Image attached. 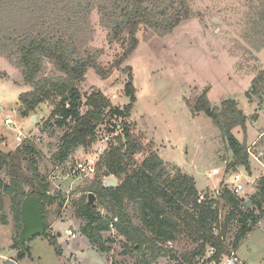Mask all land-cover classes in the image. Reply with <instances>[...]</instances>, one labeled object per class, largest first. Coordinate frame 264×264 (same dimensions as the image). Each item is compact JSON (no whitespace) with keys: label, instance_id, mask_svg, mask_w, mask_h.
Here are the masks:
<instances>
[{"label":"trees","instance_id":"16d2710c","mask_svg":"<svg viewBox=\"0 0 264 264\" xmlns=\"http://www.w3.org/2000/svg\"><path fill=\"white\" fill-rule=\"evenodd\" d=\"M246 1L240 37L248 47L260 52L264 49V0ZM94 9L99 11L100 24L108 31L110 43L121 46L120 53L107 65L100 60L102 50L84 51L83 47L92 40L90 16ZM193 15L189 0H0V57L19 71L23 84L30 88L20 96L21 115L26 118L41 105L54 103L50 120H55L58 128L67 129L53 156L55 163L64 164L79 148H91L107 116L130 118L137 103L134 74L131 66L121 67L138 49L139 32L144 28L165 37ZM91 69L103 80L117 70L127 75L125 94L130 103L123 110L114 107L99 89L86 94L81 90ZM263 84L264 71L253 80L248 98L261 95ZM193 110L211 118L228 142L234 161L227 166V172L238 167L250 171L247 143L239 142L233 134L240 127L246 131L240 103L230 99L213 107L208 93H204ZM117 129L118 125H113L108 132L116 134ZM115 138L117 145L105 151L97 165L95 181L87 190L96 196V204L90 205L88 196L73 203L76 218L84 223L81 233L102 253L112 251L110 244L114 241L104 235L110 231V221L118 218L116 230L125 239L124 254L134 257L135 264L176 259L165 245L186 232L198 246L184 258L185 262L193 264L214 247L216 254L209 262L220 263L233 227L238 226L232 243L238 249L264 218V177L250 197V209L245 206V198L226 186L219 197L206 195L200 200L194 177L186 172L171 176L165 162L147 150L131 125L126 124ZM143 155L146 156L140 160ZM39 156L38 149L29 142L7 154L0 150V209L9 197L18 238L23 228L22 205L27 197L40 200L46 232L39 236L48 238L47 208L59 202L61 210L66 200L61 192L50 194L48 178L39 171ZM112 176L120 180L119 185L106 187L103 179ZM129 204L135 205L134 216L128 212ZM99 208L109 215L102 214ZM135 219L141 223L136 224ZM0 220L3 225L7 223L6 217ZM215 230H219L218 234ZM27 243L25 251H19L18 260L31 258ZM56 243L54 235L50 244L60 254ZM13 247L19 249L18 240Z\"/></svg>","mask_w":264,"mask_h":264},{"label":"rangeland","instance_id":"374dc122","mask_svg":"<svg viewBox=\"0 0 264 264\" xmlns=\"http://www.w3.org/2000/svg\"><path fill=\"white\" fill-rule=\"evenodd\" d=\"M189 4L194 15L169 35L161 37L144 28L139 32L138 49L121 67L131 66L134 74L137 103L130 118L116 119L111 115L107 116L96 133L93 146L89 149L79 148L64 164L58 165L53 159L59 150L61 138L67 131L66 128L55 126V120H50L55 104H43L24 118L20 112V96L30 88L23 84L19 71L0 57V150L7 154L26 142L34 145L40 153L39 171L48 178L50 194L56 196L61 192L66 199L61 210L58 208L59 202L47 208L49 238L39 236L28 242L27 244L33 245L32 258H27L21 264L107 263L102 252L82 238L85 235L80 233L82 237L70 240L66 233L68 229L81 232L84 223L76 218L73 203L84 196L89 199L90 193L87 190L95 181V176L75 175L73 171L77 163L82 161H93L98 165L105 151L112 145H117L115 137L126 124L131 125L135 133L144 140L147 150L161 157L171 176L185 173V168H193L192 174L200 199L206 195L214 198L215 191L220 192L227 185L231 172H242L245 176V191L241 192V197L250 200L256 193L261 178L257 180L256 176L253 177L257 180L255 188L249 185L246 176L250 175L246 168L238 167L236 171L227 172V166L234 161L228 142L211 118L193 110L204 93H208L213 107H220L226 100H235L244 111L249 131L256 117L252 113L254 109L264 110V84L261 95L248 98L253 80L264 71V49L256 52L240 37L241 20L247 1L189 0ZM90 24L92 40L83 46L84 51L102 50L101 62L104 65L112 63L120 53L121 46L110 43L108 31L100 24L97 9L92 11ZM126 81L127 75L122 70L115 71L108 80H103L91 69L81 90L86 94L93 88L99 89L114 107L123 110L130 103L125 94ZM8 118L14 121L13 125L5 123ZM261 119L260 124L256 125L258 132H249L248 139L251 141L264 128V118ZM113 125H118L116 134L108 132ZM244 132L240 127L233 134L244 143ZM20 133L23 134L21 142L17 140ZM254 152L258 154L257 150ZM145 156H141L140 160ZM249 161L251 163L250 156ZM213 169L221 170L217 174L219 176H209ZM260 172L261 167L256 174ZM116 180L120 183L119 179ZM253 191L255 192L252 193ZM99 211L109 215L105 209L99 208ZM128 212L132 216L136 214L134 204L128 205ZM223 215L225 216L224 211ZM1 217H6L7 223L3 225L0 220V262L4 256H12L8 259L16 258L20 251L13 247L19 238L14 228L9 197L5 198L4 208L0 209ZM135 222L141 223L138 219ZM218 232L217 230L216 234ZM237 232L238 226H235L228 234V247H231ZM77 234L79 236L78 232ZM185 234L165 245L170 255L176 259L161 258L157 264H189L184 258L198 244L188 236V232ZM54 235L60 254L50 244V238ZM104 236L105 239L114 241L110 244L112 251L106 255L111 264H135L134 257L124 254L125 239L117 230ZM237 253L243 264H264V219L243 239ZM75 258L81 262L75 261ZM204 259L206 258H197L193 264H205Z\"/></svg>","mask_w":264,"mask_h":264},{"label":"built area","instance_id":"2783aa9c","mask_svg":"<svg viewBox=\"0 0 264 264\" xmlns=\"http://www.w3.org/2000/svg\"><path fill=\"white\" fill-rule=\"evenodd\" d=\"M5 123L7 125H13L14 121L11 118H8ZM22 136L23 134L20 133L17 136V140L19 142L22 141ZM254 145L252 147L247 148V153L250 157H252L254 160L259 161V158L262 156V154H260L259 156L255 154L254 152ZM73 173L79 174V175H83L85 177L88 176H96L97 173V164L93 161H82L77 163ZM217 174H219L218 170H213L212 173L209 174V176L211 177L212 175L216 176ZM226 174V172H225ZM106 178L105 177L103 179V183H106ZM246 178H249V176H246ZM245 179V176L242 172H231L229 174V179L227 181V185L226 187H228V189L230 191H232L235 194H240L241 192L245 191V186L243 184V181ZM253 184V183H252ZM218 195H220L219 191H215V196L214 198H217ZM204 199V197H202L200 200ZM118 223V218H114L112 221H110V231L109 232H113L116 231V224ZM217 231V230H215ZM219 231V230H218ZM67 235L69 236V238L71 239H75L77 237V233L76 230L74 229H68L67 230ZM224 240V238H223ZM225 245H226V249L223 252L222 258L220 260V263H215V262H209V259H211L215 254H216V249L214 247H210L207 249L205 255L203 257L200 258H206L205 263L206 264H243V262L239 259L238 257V253H237V249L233 248V245H231V247H228V244L226 243L225 240Z\"/></svg>","mask_w":264,"mask_h":264},{"label":"water","instance_id":"95a60500","mask_svg":"<svg viewBox=\"0 0 264 264\" xmlns=\"http://www.w3.org/2000/svg\"><path fill=\"white\" fill-rule=\"evenodd\" d=\"M22 108V107H21ZM185 172L189 176H193V168L188 167L185 168ZM119 183L114 177L106 178V187H117ZM97 201L96 196L93 193L89 194L88 203L90 205H95ZM247 209H250L253 206L251 200H247L245 203ZM22 220H23V228L20 232L19 239H18V248L20 251H25V245L28 240L39 236L44 235L45 230V223L43 220L42 212H41V204L40 200L37 197H27L22 205ZM61 234H59L60 236ZM4 264H18L13 259H6Z\"/></svg>","mask_w":264,"mask_h":264},{"label":"crops","instance_id":"0c3cea01","mask_svg":"<svg viewBox=\"0 0 264 264\" xmlns=\"http://www.w3.org/2000/svg\"><path fill=\"white\" fill-rule=\"evenodd\" d=\"M259 103V102H258ZM253 107H255V106H253ZM254 115H256V117L254 118V120L255 121H253V124H252V127H251V129H250V131H252L254 134L256 133V131L258 132V130H259V128H258V130H257V128H256V125L257 124H260L259 123V121H261L262 119L261 118H264V110H259V109H254V112H252ZM250 115V114H249ZM251 116V115H250ZM258 122V123H257ZM249 129L246 127V131L244 132L245 133V135H243V134H239L240 136H242L243 137V139H245V141H246V143H247V147L249 148V147H252L253 145H254V150H257L258 151V156L260 155V154H262V156L259 158V161H256V160H254L252 157H251V163H250V171H247L248 172V174L250 175L249 176V178H248V180H249V185L252 187H255L256 185H255V183H256V181L258 180V179H260V178H263L264 177V128L259 132V136L256 138V139H254L253 141H251V139H248V135H249ZM233 132H234V130H233ZM235 136V135H234ZM236 137V136H235ZM237 138V137H236ZM237 140H239V139H237ZM244 141V142H245ZM251 141V142H250ZM239 142H241L240 140H239ZM262 142V143H261ZM241 143H243V142H241ZM260 143H261V145H260ZM255 154H256V152H255ZM260 167L262 168V172H260V174H256V172H258L259 171V169H260ZM244 169H245V167H243ZM214 170V169H213ZM212 170V171H213ZM218 171H221L220 169L218 170ZM210 174V173H209ZM216 176H219V175H216ZM254 176H256V178L255 179H257L256 181H255V179H253V177ZM113 177V176H112ZM253 183V184H252ZM256 188V187H255ZM244 192V191H243ZM255 191H253L252 193H254ZM251 193V192H250ZM240 194H243V193H240ZM239 194V195H240ZM247 200V199H246ZM249 200V199H248ZM264 219V218H263ZM263 219L258 223V225L260 224V223H262V221H263ZM79 233V236H78V234H77V237L75 238V239H71L70 238V240H76V239H78V238H80V237H82V233L81 232H79L78 230L76 231V233ZM82 235H81V234ZM42 237V236H41ZM40 237V238H41ZM82 238H85L87 241H88V243H89V239L86 237V236H84V237H82ZM32 242V241H31ZM29 245V247L31 248V258H32V244L30 245V244H28ZM90 246H91V243H90ZM104 256H105V258H106V260H107V263L108 264H111L110 262H109V259H107V256L106 255H108L107 253H102ZM10 257H12V256H8V257H2V261L0 262V264H4V261L6 260V259H8V258H10ZM28 257H26V258H24L23 260H18L17 258H12L13 260H15L18 264H21V263H23L26 259H27ZM30 258V259H31ZM75 261H79L78 260V258H75ZM159 261V260H158ZM79 262H81V261H79ZM106 263V264H107ZM157 263H159V262H157Z\"/></svg>","mask_w":264,"mask_h":264}]
</instances>
